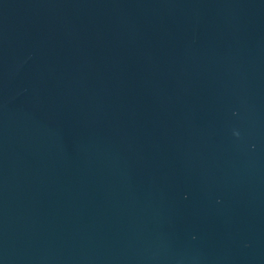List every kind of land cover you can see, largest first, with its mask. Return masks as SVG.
<instances>
[{"label": "water", "instance_id": "95a60500", "mask_svg": "<svg viewBox=\"0 0 264 264\" xmlns=\"http://www.w3.org/2000/svg\"><path fill=\"white\" fill-rule=\"evenodd\" d=\"M0 264H264V0H0Z\"/></svg>", "mask_w": 264, "mask_h": 264}]
</instances>
